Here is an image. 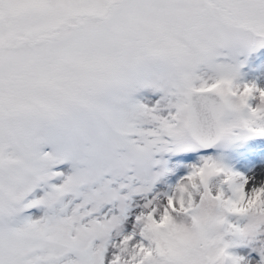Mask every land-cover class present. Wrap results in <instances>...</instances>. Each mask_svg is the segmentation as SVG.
Instances as JSON below:
<instances>
[{
    "label": "snow or ice",
    "instance_id": "6c2138e0",
    "mask_svg": "<svg viewBox=\"0 0 264 264\" xmlns=\"http://www.w3.org/2000/svg\"><path fill=\"white\" fill-rule=\"evenodd\" d=\"M260 81L264 0H0V264H264Z\"/></svg>",
    "mask_w": 264,
    "mask_h": 264
},
{
    "label": "rangeland",
    "instance_id": "374dc122",
    "mask_svg": "<svg viewBox=\"0 0 264 264\" xmlns=\"http://www.w3.org/2000/svg\"><path fill=\"white\" fill-rule=\"evenodd\" d=\"M95 23H100L99 21H94ZM15 23H20L19 21ZM36 47L30 42L25 41H14L13 42V54L17 55L19 57H28L32 58L35 55ZM248 79H251V77H246ZM261 84H264V81H260ZM241 138L239 139H233L231 141H221L217 145H215L210 155L214 156L215 158L219 159L223 164L226 166L232 168L233 170L239 171L241 173H250L252 166H241V162L245 161L241 157V148L246 143L251 142L253 139H264V137H255L251 136L247 133V130H244L240 134ZM201 158L197 157L196 160L191 161L190 163H200ZM174 185L175 183H173ZM181 218V221L177 220L179 230L185 234V236L188 238L190 243H194V233H193V223L191 220L187 219L184 216H178Z\"/></svg>",
    "mask_w": 264,
    "mask_h": 264
},
{
    "label": "clouds",
    "instance_id": "9594fccd",
    "mask_svg": "<svg viewBox=\"0 0 264 264\" xmlns=\"http://www.w3.org/2000/svg\"><path fill=\"white\" fill-rule=\"evenodd\" d=\"M214 213H215L214 206L212 204H208L204 210V215L205 216H212V215H214ZM177 220L182 222L180 217H177Z\"/></svg>",
    "mask_w": 264,
    "mask_h": 264
},
{
    "label": "bare ground",
    "instance_id": "6f19581e",
    "mask_svg": "<svg viewBox=\"0 0 264 264\" xmlns=\"http://www.w3.org/2000/svg\"><path fill=\"white\" fill-rule=\"evenodd\" d=\"M241 166H245V165H249V166H252V164L251 163H249V162H247V161H243V162H241V164H240ZM246 167V166H245ZM176 181H174L173 183H175Z\"/></svg>",
    "mask_w": 264,
    "mask_h": 264
}]
</instances>
